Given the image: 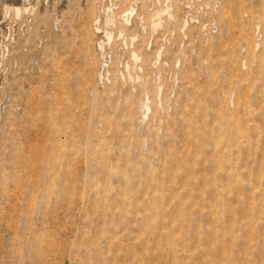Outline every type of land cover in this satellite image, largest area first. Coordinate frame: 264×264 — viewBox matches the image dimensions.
<instances>
[{
    "label": "rangeland",
    "instance_id": "rangeland-1",
    "mask_svg": "<svg viewBox=\"0 0 264 264\" xmlns=\"http://www.w3.org/2000/svg\"><path fill=\"white\" fill-rule=\"evenodd\" d=\"M131 1L0 0V264H264V0Z\"/></svg>",
    "mask_w": 264,
    "mask_h": 264
},
{
    "label": "built area",
    "instance_id": "built-area-1",
    "mask_svg": "<svg viewBox=\"0 0 264 264\" xmlns=\"http://www.w3.org/2000/svg\"><path fill=\"white\" fill-rule=\"evenodd\" d=\"M117 1V0H116ZM133 3V6L130 5L128 7L122 8L119 10V14L117 15L119 23H123L126 26H130V23L132 21L137 22V25L141 27L142 29L144 28H149L150 36L148 37L147 40V46H150L152 40H157L159 39L156 48L158 50L156 52H160V55L158 57L154 56V54L151 56V62H159V63H178V62H184V58L180 55V53L177 51L180 47L183 46L184 42H186V33L183 32V24H186L187 17L189 18V21H192L193 15H183L184 19L181 21V15L180 17H176L173 19V14H172V8H173V0H164L163 4L158 5V7L151 6L149 5L148 10L150 11V15L148 19L144 18L136 14L135 15V3L136 0H132L131 4ZM158 3V0H157ZM155 11H158L161 13L160 15V25L157 27L156 30H151L150 22H151V17H153V13ZM98 22L100 21L99 18L97 17ZM193 22V21H192ZM99 25V23L97 24ZM185 26V25H184ZM158 32L159 37H153L156 35ZM121 37V36H119ZM125 42V41H124ZM129 44L133 42V38L130 37L129 40L127 41ZM126 43V44H128ZM167 48H172L175 52L169 54L166 52L165 49ZM168 50V49H167ZM130 58L132 61H134L135 56H131Z\"/></svg>",
    "mask_w": 264,
    "mask_h": 264
},
{
    "label": "bare ground",
    "instance_id": "bare-ground-1",
    "mask_svg": "<svg viewBox=\"0 0 264 264\" xmlns=\"http://www.w3.org/2000/svg\"><path fill=\"white\" fill-rule=\"evenodd\" d=\"M19 10L20 9H18L17 7L16 8H14V11L16 12V14L19 12ZM153 17H151V22H150V26H151V30H156L157 29V27H159V25H160V15H161V13L160 12H158V11H155L153 14ZM104 17H103V23H104V25L107 27V26H109V25H111L114 21H113V15H111V14H105V15H103ZM99 22H98V19H97V17L96 18H94L93 19V24H94V27H95V30H96V32L99 30V26L97 25ZM118 25H120V27H119V29H117L118 30V35L119 36H121L122 37V31H123V29L125 28V25L123 24V23H118ZM114 27V26H113ZM105 35L107 36V39H110V33L109 32H107V31H105ZM160 55V52H155L154 53V56H156V57H158ZM132 56L134 57V53H132ZM136 56V55H135ZM135 58H137V57H135ZM134 58V59H135ZM149 59L147 58L146 59V61H148ZM138 61V60H137ZM137 61H135L134 60V62H137ZM145 60H144V62H146ZM150 61V60H149ZM104 63V62H103ZM152 65V64H151ZM100 72V71H99ZM141 79V78H140ZM124 80V79H123ZM129 80V79H128ZM136 98V97H135ZM144 104H146V103H144ZM143 104V105H144ZM142 108H144L145 110H147L148 111V106H146V105H144V107H142ZM140 109V108H139ZM144 112H146V111H144ZM143 111H142V113H144ZM141 113V114H142ZM143 115V114H142ZM144 117V116H143Z\"/></svg>",
    "mask_w": 264,
    "mask_h": 264
}]
</instances>
